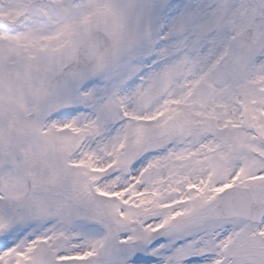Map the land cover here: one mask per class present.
<instances>
[{"label": "snow or ice", "instance_id": "snow-or-ice-1", "mask_svg": "<svg viewBox=\"0 0 264 264\" xmlns=\"http://www.w3.org/2000/svg\"><path fill=\"white\" fill-rule=\"evenodd\" d=\"M0 264H264V0H0Z\"/></svg>", "mask_w": 264, "mask_h": 264}]
</instances>
